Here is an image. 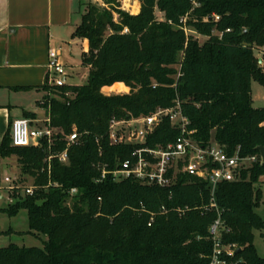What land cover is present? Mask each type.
<instances>
[{
	"label": "trees",
	"instance_id": "1",
	"mask_svg": "<svg viewBox=\"0 0 264 264\" xmlns=\"http://www.w3.org/2000/svg\"><path fill=\"white\" fill-rule=\"evenodd\" d=\"M140 2L139 13L122 8L119 0H104L106 6L81 2V21L72 36L88 40L82 53L87 81L43 86L52 94L44 105L54 143L13 145V121L5 133L0 179L2 159L14 156L19 182L37 188L29 195L14 193L16 201L2 210L10 215L27 210L24 233L43 245L0 247V264H208L214 249L209 227L219 211L223 243L240 249L226 256L228 264H264L253 242L254 230H264V215L258 212L264 199L259 150L264 147V107L255 106L252 96L253 81L264 87L255 53L264 47V0ZM117 82L130 91L103 92ZM175 99L197 139L215 140L231 154L238 150L241 156L258 157L238 180L218 185V208L210 207L209 182L196 176L182 175L168 188L133 177L102 178L103 166L116 170L135 147L110 141L111 120L147 115L172 106ZM34 116L25 112V118ZM75 128L80 138L68 147V161H49L50 152L67 147V135ZM178 134L165 118L146 145H166Z\"/></svg>",
	"mask_w": 264,
	"mask_h": 264
},
{
	"label": "built area",
	"instance_id": "2",
	"mask_svg": "<svg viewBox=\"0 0 264 264\" xmlns=\"http://www.w3.org/2000/svg\"><path fill=\"white\" fill-rule=\"evenodd\" d=\"M102 5L106 6L105 3ZM214 18L219 20L220 16L215 14ZM185 21L186 18H183V22ZM184 29L186 32L190 31L186 26ZM124 31L128 29L125 28ZM255 50L259 52V63L264 70V47ZM61 51V48L49 50L47 84L50 86L59 87L67 84V67L61 58ZM165 118H169L171 124L179 130L176 139L157 147L146 145L148 137ZM50 122L48 119L46 125L33 127L28 118L13 120L12 144L15 146L40 145L41 141L46 139L51 145L54 143V130ZM189 126L190 120L183 114L179 99H175L172 106H159L147 115L112 119L108 129L110 141L113 144L123 142L135 147L130 157L123 160L116 170L111 171L103 166L102 178L108 174H112L116 180L133 177L145 185L168 188L176 184L182 175L196 176L209 182L212 195L210 207L218 208L214 196L218 185L224 181L238 180L242 170L258 161V157L256 155L241 156L238 150L231 154L225 146L215 140L204 142L197 139L196 130ZM79 138L80 134L75 128L67 135V147L60 153L50 152L48 160L58 157L60 161L67 162L68 147L76 143ZM36 188L37 186L32 184H21L18 176L14 178L5 176L0 179V192L3 196V191L7 192L9 203L16 201L14 193L29 195L33 194ZM71 192L76 193L77 189L73 188ZM162 210L166 211L165 207H162ZM224 230L219 211V217L209 227L214 249L208 264H228L226 256H233L237 252L236 244L223 243Z\"/></svg>",
	"mask_w": 264,
	"mask_h": 264
},
{
	"label": "crops",
	"instance_id": "3",
	"mask_svg": "<svg viewBox=\"0 0 264 264\" xmlns=\"http://www.w3.org/2000/svg\"><path fill=\"white\" fill-rule=\"evenodd\" d=\"M83 1L0 0V143L11 122L25 118L26 111L35 114L28 118L33 127L44 126L50 119L44 103L52 94L43 87L47 83L49 50L61 48L63 62L64 53L68 49L72 52V43L66 38L71 35L80 39L72 34L81 21ZM138 5L136 13L141 9V3ZM80 40L83 51H87L88 40ZM81 66L88 77V68ZM66 67L68 79L71 75ZM127 88L126 93L130 91Z\"/></svg>",
	"mask_w": 264,
	"mask_h": 264
},
{
	"label": "rangeland",
	"instance_id": "4",
	"mask_svg": "<svg viewBox=\"0 0 264 264\" xmlns=\"http://www.w3.org/2000/svg\"><path fill=\"white\" fill-rule=\"evenodd\" d=\"M98 4H103L104 0H92ZM121 2L122 8L134 12L133 8L125 6V0H119ZM140 0H132V3ZM103 6V5H102ZM130 8V9H129ZM159 17H162V13L157 12ZM118 15H116L117 17ZM204 37H200L201 42L204 41ZM67 42H71L73 49H70L64 53V62L68 65V71L71 76H68L67 83L72 85L84 84L87 80V71L81 66L82 63V52H83V42L80 39H72L71 35L66 38ZM67 42L64 44L65 46ZM257 56L259 52L255 50ZM260 62V60H259ZM264 71V70H263ZM50 86V85H49ZM127 86L124 83L117 82L111 86H105L103 88L104 92L107 94H122L126 93ZM51 93L50 91H48ZM252 96L254 105L257 107H264V87L257 81L252 83ZM20 173L16 157L3 158L1 162V176L17 177ZM3 198L0 199V231L12 230L11 233L0 234V247L8 246L12 243L18 244L20 246H42L43 242L40 238L33 234L24 233L29 230V219L27 210L21 209L16 215H10L8 212L2 210L9 204V199L7 192L3 191ZM258 212L264 215V199L263 203L258 208ZM253 242L256 247L257 253L264 257V230L260 231L258 229L254 230Z\"/></svg>",
	"mask_w": 264,
	"mask_h": 264
},
{
	"label": "bare ground",
	"instance_id": "5",
	"mask_svg": "<svg viewBox=\"0 0 264 264\" xmlns=\"http://www.w3.org/2000/svg\"><path fill=\"white\" fill-rule=\"evenodd\" d=\"M125 6H127V7H131V8H133L134 10L137 8L138 9V7H139V5H138V3L137 2H133L132 3V0H125ZM130 9V8H129Z\"/></svg>",
	"mask_w": 264,
	"mask_h": 264
},
{
	"label": "water",
	"instance_id": "6",
	"mask_svg": "<svg viewBox=\"0 0 264 264\" xmlns=\"http://www.w3.org/2000/svg\"><path fill=\"white\" fill-rule=\"evenodd\" d=\"M226 150V148H224ZM260 153H261V158H262V162H264V147L260 146L259 147ZM240 249L237 250V252H239Z\"/></svg>",
	"mask_w": 264,
	"mask_h": 264
}]
</instances>
